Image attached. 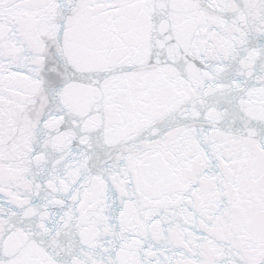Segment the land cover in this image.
Returning a JSON list of instances; mask_svg holds the SVG:
<instances>
[{
	"label": "snow or ice",
	"instance_id": "obj_1",
	"mask_svg": "<svg viewBox=\"0 0 264 264\" xmlns=\"http://www.w3.org/2000/svg\"><path fill=\"white\" fill-rule=\"evenodd\" d=\"M0 264H264V0H0Z\"/></svg>",
	"mask_w": 264,
	"mask_h": 264
}]
</instances>
